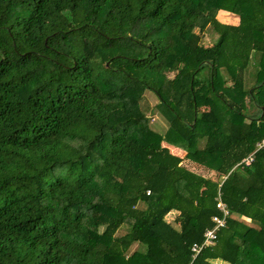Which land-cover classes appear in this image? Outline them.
Instances as JSON below:
<instances>
[{
  "label": "trees",
  "instance_id": "obj_1",
  "mask_svg": "<svg viewBox=\"0 0 264 264\" xmlns=\"http://www.w3.org/2000/svg\"><path fill=\"white\" fill-rule=\"evenodd\" d=\"M215 261L264 264V0H0V264Z\"/></svg>",
  "mask_w": 264,
  "mask_h": 264
},
{
  "label": "rangeland",
  "instance_id": "obj_2",
  "mask_svg": "<svg viewBox=\"0 0 264 264\" xmlns=\"http://www.w3.org/2000/svg\"><path fill=\"white\" fill-rule=\"evenodd\" d=\"M219 19L225 20L224 18H221V17H219ZM205 35H208V37H210V35L208 33H206ZM212 35L213 34H211V36ZM208 39L209 38H207V40H203V44L209 45ZM170 76H172V74H170ZM252 82L253 81H251L250 78H246V83L248 86L250 84H252ZM157 103H158V101H157L156 97L152 93L146 92L145 96H144V100L142 101V108L149 118L150 127L156 132L163 133L165 131V129L167 128L168 123H167L166 119L162 116V113H160V111L157 109ZM249 108L251 109L252 106H250ZM254 115H256V113ZM254 115H252V116H254ZM170 152L172 154L178 156V157H181V158L186 155L185 152L182 153V152L172 151V150H170ZM181 165L183 167L187 168L188 170L194 172V173L196 172L197 174L203 175L206 178L213 179V180H220L219 176L214 171H207L206 169H204L200 166H197L198 164L195 165V164L191 163V161H189L187 158L182 160ZM175 217H176V214H171V215H168L166 217V220L172 224L173 223L172 220ZM174 226H175V224H174ZM122 232H124V231H120V233H122ZM136 248H137L136 246H133L132 250H135Z\"/></svg>",
  "mask_w": 264,
  "mask_h": 264
},
{
  "label": "built area",
  "instance_id": "obj_3",
  "mask_svg": "<svg viewBox=\"0 0 264 264\" xmlns=\"http://www.w3.org/2000/svg\"><path fill=\"white\" fill-rule=\"evenodd\" d=\"M252 161L251 158L245 160L246 164ZM219 214L214 215L211 218L214 227L212 229H207L204 233V239L201 244H193L191 247L192 260H194L204 249L214 246L217 239V232L226 225L227 218L229 216V211L226 204L222 201L220 194L216 198Z\"/></svg>",
  "mask_w": 264,
  "mask_h": 264
},
{
  "label": "crops",
  "instance_id": "obj_4",
  "mask_svg": "<svg viewBox=\"0 0 264 264\" xmlns=\"http://www.w3.org/2000/svg\"><path fill=\"white\" fill-rule=\"evenodd\" d=\"M219 18V17H218ZM220 20V19H219ZM221 22H225V20H220ZM226 22L228 23V24H236L237 23V20L236 19H231V20H226ZM165 145V143H163V146ZM169 147H172V146H169ZM174 149H177V150H179V152H184L183 150H181V149H178V148H175V147H173ZM209 171V170H208ZM223 264V263H221L220 261H215L214 262V264Z\"/></svg>",
  "mask_w": 264,
  "mask_h": 264
}]
</instances>
